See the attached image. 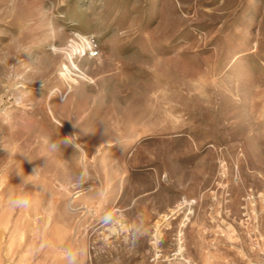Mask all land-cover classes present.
Here are the masks:
<instances>
[{
    "label": "rangeland",
    "instance_id": "obj_1",
    "mask_svg": "<svg viewBox=\"0 0 264 264\" xmlns=\"http://www.w3.org/2000/svg\"><path fill=\"white\" fill-rule=\"evenodd\" d=\"M0 264H264V0H0Z\"/></svg>",
    "mask_w": 264,
    "mask_h": 264
},
{
    "label": "bare ground",
    "instance_id": "obj_2",
    "mask_svg": "<svg viewBox=\"0 0 264 264\" xmlns=\"http://www.w3.org/2000/svg\"><path fill=\"white\" fill-rule=\"evenodd\" d=\"M66 76V75H65ZM66 79V81L67 82H76V80L75 79H73V78H70L69 76H67V78H65ZM189 205L190 204V202H188L187 200H182V201H180V202H178L176 205H175V207L174 208H172L171 209V215H173V214H175L176 212H178L179 210H181L184 206H186V205ZM165 215V214H164ZM156 236V235H155ZM157 238V237H156ZM181 245V244H180ZM179 246V245H178ZM181 250V249H180Z\"/></svg>",
    "mask_w": 264,
    "mask_h": 264
},
{
    "label": "built area",
    "instance_id": "obj_3",
    "mask_svg": "<svg viewBox=\"0 0 264 264\" xmlns=\"http://www.w3.org/2000/svg\"><path fill=\"white\" fill-rule=\"evenodd\" d=\"M89 54H90L91 56H95V55L97 54V50H96V48L91 47V48H90V52H89Z\"/></svg>",
    "mask_w": 264,
    "mask_h": 264
},
{
    "label": "clouds",
    "instance_id": "obj_4",
    "mask_svg": "<svg viewBox=\"0 0 264 264\" xmlns=\"http://www.w3.org/2000/svg\"><path fill=\"white\" fill-rule=\"evenodd\" d=\"M14 203L19 204V205H26L27 204V201L26 200H17Z\"/></svg>",
    "mask_w": 264,
    "mask_h": 264
}]
</instances>
